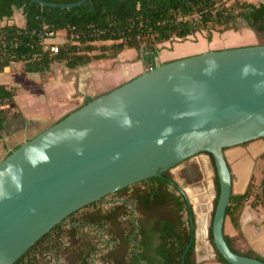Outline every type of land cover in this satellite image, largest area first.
I'll list each match as a JSON object with an SVG mask.
<instances>
[{
    "label": "water",
    "instance_id": "95a60500",
    "mask_svg": "<svg viewBox=\"0 0 264 264\" xmlns=\"http://www.w3.org/2000/svg\"><path fill=\"white\" fill-rule=\"evenodd\" d=\"M28 1L68 10L93 0ZM261 138L264 45L159 65L71 112L0 162V264H15L73 213L162 179L200 154L212 155L219 180L212 220L216 249L230 264H264L233 251L224 233L234 183L225 150ZM171 185L190 204L186 264L196 231L194 207L176 179Z\"/></svg>",
    "mask_w": 264,
    "mask_h": 264
},
{
    "label": "trees",
    "instance_id": "16d2710c",
    "mask_svg": "<svg viewBox=\"0 0 264 264\" xmlns=\"http://www.w3.org/2000/svg\"><path fill=\"white\" fill-rule=\"evenodd\" d=\"M44 1L68 4L81 0ZM224 1L93 0L80 7L60 10L31 4L28 0H0V20H11L15 9L22 10L25 17L24 26L6 24L0 27V74L47 73L55 64H65L69 69H75L88 65L93 60L114 57L131 49L140 51L139 58L148 72L159 66L157 64L159 45L174 38L187 39L199 32L207 31V40L211 42L215 32L239 30L240 21L246 22L248 28L254 32L264 34V3L236 0L229 6L222 5ZM45 25L56 35L63 30L67 33V41L60 44L58 53L47 49V44L39 36ZM16 96V88L0 84V132L5 128L6 122L23 118L12 113L9 107L15 104ZM92 100L87 99L83 106ZM206 155L214 165L212 155ZM173 181L174 178L167 172L162 179L153 178L141 182L149 184L148 188L143 191L137 190L134 194L143 219L138 227H134L132 233L122 236L120 244L124 248L113 257L114 264H182L183 254L191 241L190 219H185V213L190 212V204L182 195H177L176 191H170L169 186ZM214 182L217 193L216 207L220 190L217 177ZM138 184L116 194L133 189ZM251 196H255L257 202L264 204V189L261 188L260 192H257L252 183L244 195L232 196L226 216L231 218L235 227L239 225L241 209ZM236 198L240 201L235 202ZM113 215L108 218L111 219ZM61 224L52 231L61 227ZM210 241L219 261L230 264L216 249L212 225ZM226 241L231 247L228 239ZM31 249L15 264H33L30 261L25 262V257ZM231 249L242 254L232 247ZM194 251L195 238L186 257V264H197L194 260ZM243 255L264 261L262 257L252 253Z\"/></svg>",
    "mask_w": 264,
    "mask_h": 264
},
{
    "label": "rangeland",
    "instance_id": "374dc122",
    "mask_svg": "<svg viewBox=\"0 0 264 264\" xmlns=\"http://www.w3.org/2000/svg\"><path fill=\"white\" fill-rule=\"evenodd\" d=\"M235 1L225 0L222 5L231 6ZM242 1L255 4L264 3V0ZM6 24L24 26L25 17L22 10L15 9V14L11 20H0V27ZM243 24V21L239 22L240 30ZM66 35L65 30L58 32L54 39L47 41V45L65 42ZM207 35L208 32L205 31L192 35L187 39L174 38L173 40L180 43L186 41L198 42L201 38H207ZM255 36L256 38L253 40L257 45L264 44V34L256 33ZM243 40H246V37ZM159 48L161 51L165 47L161 44ZM137 52L140 53L138 50ZM63 72H70L65 64H56L50 74H21V72H18V74H0L1 79H7L4 76L10 78L13 76L21 77L17 83H13V88L17 89L18 98L15 99V104L9 107H11L12 113L20 115L24 119L21 123L10 129L8 128L3 135H0V162L16 147L36 137L54 124L53 121L49 122L42 118L47 108L45 107L46 101L44 103L39 100L43 99L40 88L48 82L49 78H55ZM33 83L36 85L34 86ZM42 90L44 91V89ZM40 103L41 107L33 108L40 106ZM201 160L208 164L206 173L199 167ZM179 169L178 176L181 181L177 180L174 170L169 172L183 189L193 190L192 195L188 193V196L190 203L195 208L194 212L199 217V215L214 207L216 198L214 182L216 176L211 160L206 155L200 154L191 159L190 162L180 166ZM184 184H187V189ZM148 186L149 184L140 183L133 189L124 191L121 194L109 195L103 200L77 211L74 215L69 216L61 224V227L52 231L48 237L31 249L25 257V262L30 261L33 264H114L113 257L124 248L120 244L122 236L132 233L134 227H138L141 219H143L134 194L137 190L143 191ZM169 189L172 192L176 191L177 195H181L172 185L169 186ZM112 214H114L113 217L109 219L108 217ZM185 219H189L188 213H185ZM242 245V241H236L234 244L239 250H245L246 248ZM133 246L132 244L131 248Z\"/></svg>",
    "mask_w": 264,
    "mask_h": 264
},
{
    "label": "crops",
    "instance_id": "0c3cea01",
    "mask_svg": "<svg viewBox=\"0 0 264 264\" xmlns=\"http://www.w3.org/2000/svg\"><path fill=\"white\" fill-rule=\"evenodd\" d=\"M255 34L256 32L248 28L244 22L241 30L240 28L237 31L229 30L222 34L215 32L211 42L206 37L201 38L198 42L180 43L172 40L163 44L165 48L159 52L157 64L162 65L209 51L257 45L253 40L256 38ZM245 37L246 40H243ZM53 68L50 72L40 75L50 74ZM68 70L69 73L63 72L55 78H49L48 82L41 87L44 91L40 88L43 99L39 100L44 103L46 101L45 107L47 108L42 118L49 122L53 121L54 124L83 106L87 99H94L109 93L142 75L146 72V67L139 58L137 50L131 49L125 50L117 56L93 60L88 65L79 66L75 69L68 68ZM12 74H18V72ZM24 76L22 77L24 78ZM4 77L7 79L0 78L2 81L0 84L11 88H13V83H17L21 79L19 76ZM33 85L36 84L33 83ZM16 98H18V93ZM39 107H41V103L40 106L33 108ZM225 155L234 179L232 196L244 195L251 183L255 185L257 192H260L264 181V138L228 148L225 150ZM238 201H240L239 198H236L235 202ZM255 202H257L255 196H251L247 200L241 209L238 227H235L231 218L226 216L224 233L234 250L242 254L252 253L264 259V204L259 203V201L254 204ZM214 209L215 201L214 207L199 217L194 212L196 227L194 260L197 264H224L219 261L215 248L210 241V227ZM236 241H242V246L246 249L239 250L236 248L234 246Z\"/></svg>",
    "mask_w": 264,
    "mask_h": 264
},
{
    "label": "built area",
    "instance_id": "2783aa9c",
    "mask_svg": "<svg viewBox=\"0 0 264 264\" xmlns=\"http://www.w3.org/2000/svg\"><path fill=\"white\" fill-rule=\"evenodd\" d=\"M39 36L42 38L43 42L47 44V41L54 39L57 35L54 31H51L47 25H45L43 29L40 31ZM63 43L62 42L53 43V44L46 45V46H47V49H50L52 52L58 53L60 49V44H63Z\"/></svg>",
    "mask_w": 264,
    "mask_h": 264
},
{
    "label": "flooded vegetation",
    "instance_id": "af4514ba",
    "mask_svg": "<svg viewBox=\"0 0 264 264\" xmlns=\"http://www.w3.org/2000/svg\"><path fill=\"white\" fill-rule=\"evenodd\" d=\"M24 119H14V120H10L8 122L5 123V128L0 132V135H3L4 132H6V130L9 128H12L13 126L17 125L18 123H21ZM204 172L206 173V169L204 170ZM261 188L264 189V181L261 185Z\"/></svg>",
    "mask_w": 264,
    "mask_h": 264
},
{
    "label": "bare ground",
    "instance_id": "6f19581e",
    "mask_svg": "<svg viewBox=\"0 0 264 264\" xmlns=\"http://www.w3.org/2000/svg\"><path fill=\"white\" fill-rule=\"evenodd\" d=\"M199 167L204 171L207 167H208V164L205 162V161H203V160H201V162H200V164H199ZM178 170H180L179 168H177V169H175L174 170V172H175V175H176V178H177V180L178 181H181L180 180V178H179V176H178V173H179V171ZM188 193H190V195H192V191H190V189L189 190H186ZM196 193V192H195ZM194 193V194H195ZM194 200V199H193Z\"/></svg>",
    "mask_w": 264,
    "mask_h": 264
}]
</instances>
